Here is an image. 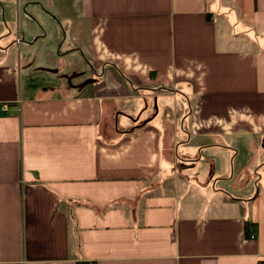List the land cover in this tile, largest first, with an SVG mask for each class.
I'll return each instance as SVG.
<instances>
[{
	"label": "crops",
	"instance_id": "crops-1",
	"mask_svg": "<svg viewBox=\"0 0 264 264\" xmlns=\"http://www.w3.org/2000/svg\"><path fill=\"white\" fill-rule=\"evenodd\" d=\"M0 264H264V0H0Z\"/></svg>",
	"mask_w": 264,
	"mask_h": 264
},
{
	"label": "trees",
	"instance_id": "trees-1",
	"mask_svg": "<svg viewBox=\"0 0 264 264\" xmlns=\"http://www.w3.org/2000/svg\"><path fill=\"white\" fill-rule=\"evenodd\" d=\"M250 226H251V222L246 220V222H245V227H246L245 232H246L247 236L251 235Z\"/></svg>",
	"mask_w": 264,
	"mask_h": 264
},
{
	"label": "rangeland",
	"instance_id": "rangeland-1",
	"mask_svg": "<svg viewBox=\"0 0 264 264\" xmlns=\"http://www.w3.org/2000/svg\"><path fill=\"white\" fill-rule=\"evenodd\" d=\"M242 26H243V24H237V25H235V28L238 30V29L242 28ZM214 179H215V177H214ZM218 184H220V180H218Z\"/></svg>",
	"mask_w": 264,
	"mask_h": 264
},
{
	"label": "built area",
	"instance_id": "built-area-1",
	"mask_svg": "<svg viewBox=\"0 0 264 264\" xmlns=\"http://www.w3.org/2000/svg\"><path fill=\"white\" fill-rule=\"evenodd\" d=\"M4 108H6V105H3Z\"/></svg>",
	"mask_w": 264,
	"mask_h": 264
}]
</instances>
